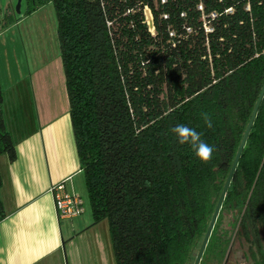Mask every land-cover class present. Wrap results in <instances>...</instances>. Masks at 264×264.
<instances>
[{
	"label": "trees",
	"instance_id": "obj_1",
	"mask_svg": "<svg viewBox=\"0 0 264 264\" xmlns=\"http://www.w3.org/2000/svg\"><path fill=\"white\" fill-rule=\"evenodd\" d=\"M152 1L26 0V15L53 8L90 215L107 221L114 264H193L264 82V0H252V22L239 8L210 35V59L202 36L166 43ZM144 3L154 11L156 38L136 10ZM12 16L7 7L4 26ZM2 102L0 89V156L14 163ZM176 124L214 147L209 163L178 144ZM232 210L233 229L254 264H264V95L199 264H222L231 236L220 223ZM5 216L0 199V222Z\"/></svg>",
	"mask_w": 264,
	"mask_h": 264
},
{
	"label": "crops",
	"instance_id": "obj_2",
	"mask_svg": "<svg viewBox=\"0 0 264 264\" xmlns=\"http://www.w3.org/2000/svg\"><path fill=\"white\" fill-rule=\"evenodd\" d=\"M19 24L0 22L2 110L17 154L14 163L0 156V199L6 214L0 222V264H88L89 256L92 264H112L105 243L100 249L103 258L98 259L102 243L88 234L95 223L86 210L73 220H57L51 186L70 178L67 190L81 198L84 186L65 82L63 86L53 72L42 78L30 70L22 34L15 30ZM35 77L41 97L33 90Z\"/></svg>",
	"mask_w": 264,
	"mask_h": 264
},
{
	"label": "built area",
	"instance_id": "obj_3",
	"mask_svg": "<svg viewBox=\"0 0 264 264\" xmlns=\"http://www.w3.org/2000/svg\"><path fill=\"white\" fill-rule=\"evenodd\" d=\"M158 22L164 21L166 43L176 48L183 44L194 42L202 36L204 46L209 56L210 35L218 28H227L229 20L236 16L238 9L253 21L252 0H153ZM137 11L141 12L143 24L150 37L156 38V22L154 11L148 3L139 4ZM135 9H126L125 14L135 13ZM239 25L242 21L238 22ZM111 24L108 22L107 26ZM219 38L218 42H223ZM204 58V57H203ZM70 178L51 186L49 192L53 198L56 217L59 222L80 217L84 211V200L73 190H67Z\"/></svg>",
	"mask_w": 264,
	"mask_h": 264
},
{
	"label": "rangeland",
	"instance_id": "obj_4",
	"mask_svg": "<svg viewBox=\"0 0 264 264\" xmlns=\"http://www.w3.org/2000/svg\"><path fill=\"white\" fill-rule=\"evenodd\" d=\"M17 2L18 0H0V22L6 8L9 7L11 9L12 15L14 16V20L20 21L19 26L16 27L15 30L18 36L22 34L24 51L29 61L30 70L34 71V75L36 76L37 73L40 72V74L43 75L42 78H44L48 72H53L55 75H59V77L62 78L64 86L63 71L59 57L58 43L56 39V20L51 4H42L35 12L31 13L30 15H26V0H21L18 11L16 10ZM18 42L20 45L19 51L21 52V41ZM19 61L21 62V64L24 63L21 57L19 58ZM27 82L29 83V81ZM33 90L37 91L38 96L41 97L39 79L37 78ZM81 189L82 199L84 200V208L86 210L87 217H89L91 215L86 191L83 185L80 187V190ZM237 217L238 215L234 210L230 212H224L220 223L221 228H223L224 230H228L232 241L226 264H254V260L252 259L249 250V244L239 239L236 233V229H233V223L235 222ZM88 234L91 237H93L94 235L95 240L97 238L95 237V235L98 236V239L102 243L100 244L101 247H98L99 251L100 249H103L102 245H104V243L107 245L109 253L108 260H110V262L114 264L110 237L107 229V221L102 220L92 225L91 229L88 230ZM197 251L198 249L195 250L193 259H195ZM99 255L100 256L98 259L101 261V259L103 258L101 251ZM92 263V258L91 256H89L88 264Z\"/></svg>",
	"mask_w": 264,
	"mask_h": 264
},
{
	"label": "water",
	"instance_id": "obj_5",
	"mask_svg": "<svg viewBox=\"0 0 264 264\" xmlns=\"http://www.w3.org/2000/svg\"><path fill=\"white\" fill-rule=\"evenodd\" d=\"M20 2H21V0H18V2H17V6H16V10H17V11L19 10ZM263 95H264V82H263L262 88H261V90H260V93H259V95H258V97H257V100H256V102H255L254 108H253V110H252V112H251L250 118H249L248 123H247V125H246V128H245V130H244V133H243L242 139H241L240 144H239V146H238V149H237V151H236V154H235V157H234V159H233L232 165H231V167H230L229 173H228V175H227V177H226V180H225V182H224V185H223V187H222L221 193H220V195H219V198H218L217 203H216V205H215L214 211H213L212 216H211V218H210V221H209V223H208V226H207L206 232H205V234H204V236H203V238H202V241H201V243H200V246H199V248H198V251H197V254H196V256H195V259H194L193 264H199L200 261H201L202 255H203V253H204V250H205L206 245H207V243H208L209 237H210V235H211V233H212V230H213V228H214L215 222H216L217 217H218V215H219V212H220L221 206H222V204H223V201H224V198H225V196H226V193H227L228 187H229V185H230V183H231V180H232L233 174H234L235 169H236V167H237V164H238V161H239L240 155H241V153H242V151H243V148H244V145H245V143H246V141H247V138H248V135H249L250 129H251L252 124H253V122H254V119H255V117H256V114H257V111H258L259 105H260V103H261V100H262V98H263ZM223 264H225V263H223Z\"/></svg>",
	"mask_w": 264,
	"mask_h": 264
},
{
	"label": "clouds",
	"instance_id": "obj_6",
	"mask_svg": "<svg viewBox=\"0 0 264 264\" xmlns=\"http://www.w3.org/2000/svg\"><path fill=\"white\" fill-rule=\"evenodd\" d=\"M201 117L205 125L208 128H212V117L208 113H201ZM171 132L175 135L178 144L189 145L202 163L207 164L212 160L215 151L214 147L202 140V134L194 128H190L184 124H176L171 128Z\"/></svg>",
	"mask_w": 264,
	"mask_h": 264
},
{
	"label": "flooded vegetation",
	"instance_id": "obj_7",
	"mask_svg": "<svg viewBox=\"0 0 264 264\" xmlns=\"http://www.w3.org/2000/svg\"><path fill=\"white\" fill-rule=\"evenodd\" d=\"M231 245H232V241L230 242V245H229L228 250H227V252L225 254V257H224V260H223L222 264L223 263L226 264V261H227V258H228V255H229V252H230V249H231Z\"/></svg>",
	"mask_w": 264,
	"mask_h": 264
}]
</instances>
